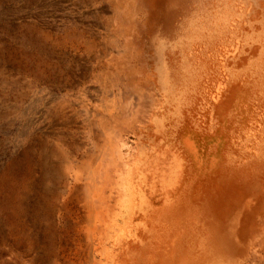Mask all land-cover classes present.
Wrapping results in <instances>:
<instances>
[{
	"label": "rangeland",
	"instance_id": "obj_1",
	"mask_svg": "<svg viewBox=\"0 0 264 264\" xmlns=\"http://www.w3.org/2000/svg\"><path fill=\"white\" fill-rule=\"evenodd\" d=\"M143 2L0 0V264H137L153 243L177 165L148 77L178 42ZM256 226L198 261L264 264V211Z\"/></svg>",
	"mask_w": 264,
	"mask_h": 264
},
{
	"label": "bare ground",
	"instance_id": "obj_2",
	"mask_svg": "<svg viewBox=\"0 0 264 264\" xmlns=\"http://www.w3.org/2000/svg\"><path fill=\"white\" fill-rule=\"evenodd\" d=\"M142 5L178 42L159 52L178 58L163 57L148 77L164 93L152 107V133L169 146L177 173L170 199L148 203L153 243L134 253L137 264H196L217 257L228 239L253 236L264 211V0ZM197 240L201 256L191 255Z\"/></svg>",
	"mask_w": 264,
	"mask_h": 264
}]
</instances>
